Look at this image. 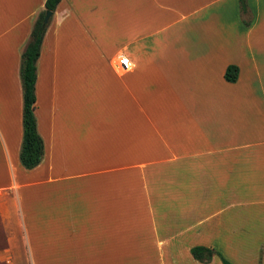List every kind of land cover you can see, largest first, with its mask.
Here are the masks:
<instances>
[{
	"label": "crops",
	"instance_id": "1",
	"mask_svg": "<svg viewBox=\"0 0 264 264\" xmlns=\"http://www.w3.org/2000/svg\"><path fill=\"white\" fill-rule=\"evenodd\" d=\"M246 2L250 24L240 0H61L26 169L19 69L45 0H0V264H264V0Z\"/></svg>",
	"mask_w": 264,
	"mask_h": 264
},
{
	"label": "trees",
	"instance_id": "2",
	"mask_svg": "<svg viewBox=\"0 0 264 264\" xmlns=\"http://www.w3.org/2000/svg\"><path fill=\"white\" fill-rule=\"evenodd\" d=\"M61 0H45L44 9L35 17L29 39L21 54L19 75L22 86L23 109L22 127L23 136L19 153L21 164L26 169H32L39 165L44 154V143L37 131V123L34 114L35 108V81H36V61L39 56L41 42L46 31L45 21L46 11L54 12ZM241 16L246 24H250V12L246 0H240ZM247 17V19L245 18ZM238 67L229 65L225 69L224 77L229 82H235L238 77ZM191 254L196 260L207 263L213 255L219 256L222 264H232L219 252L205 246H195L191 249Z\"/></svg>",
	"mask_w": 264,
	"mask_h": 264
},
{
	"label": "built area",
	"instance_id": "3",
	"mask_svg": "<svg viewBox=\"0 0 264 264\" xmlns=\"http://www.w3.org/2000/svg\"><path fill=\"white\" fill-rule=\"evenodd\" d=\"M127 65H128V59H127V57H121L120 58V61H119L118 68L119 69H122L123 67H127Z\"/></svg>",
	"mask_w": 264,
	"mask_h": 264
},
{
	"label": "water",
	"instance_id": "4",
	"mask_svg": "<svg viewBox=\"0 0 264 264\" xmlns=\"http://www.w3.org/2000/svg\"><path fill=\"white\" fill-rule=\"evenodd\" d=\"M51 15H52L51 11H46V13H45V21H48L50 19Z\"/></svg>",
	"mask_w": 264,
	"mask_h": 264
}]
</instances>
